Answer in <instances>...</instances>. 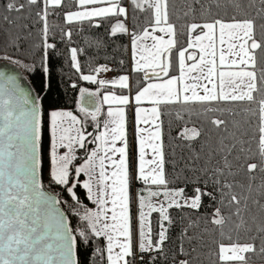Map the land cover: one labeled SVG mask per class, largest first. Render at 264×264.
<instances>
[{
	"label": "snow or ice",
	"instance_id": "1",
	"mask_svg": "<svg viewBox=\"0 0 264 264\" xmlns=\"http://www.w3.org/2000/svg\"><path fill=\"white\" fill-rule=\"evenodd\" d=\"M0 7V20L10 26L0 32V59L33 70L9 50L21 53V41L32 37L30 26L17 22L34 19L41 27L32 49L42 50L47 73L49 50L56 48L49 43V17L61 10L66 24L107 19L110 35H128L132 72L143 73L146 81L131 98L103 95L101 103L109 105L103 131L98 123L96 133L87 131L70 111L47 114L49 182L73 202H63L77 221L73 227L57 207L59 194L41 182V99L0 71V264H80L81 248L94 244L93 255L106 257V264H159L170 251L172 264H264V0H184L180 9L175 0H72L76 10H65V0H6ZM77 54L72 48L71 66L80 72ZM108 71L107 65L93 69L97 75ZM80 78L101 88L132 87L129 75ZM80 93L97 95L83 88ZM133 100L134 175L126 108L111 107ZM245 103L242 112L232 107ZM162 105L180 106L171 142L187 148L186 156L175 147L166 152ZM100 111L97 105L85 115L97 122ZM90 144L95 148L89 150ZM133 179L142 185L135 217ZM77 189L84 190L85 200ZM177 228L178 246L169 249Z\"/></svg>",
	"mask_w": 264,
	"mask_h": 264
},
{
	"label": "trees",
	"instance_id": "2",
	"mask_svg": "<svg viewBox=\"0 0 264 264\" xmlns=\"http://www.w3.org/2000/svg\"><path fill=\"white\" fill-rule=\"evenodd\" d=\"M6 3V0H0V5ZM72 0H65V10L71 9ZM175 4L177 9L183 7L184 0H175ZM58 15H52L49 17V25L51 28L49 34V43H55L56 48L49 50V57L47 60L48 72L45 73L43 68L41 67V56L42 50L32 49V45L40 42V32L39 29L41 25L36 24L34 19L28 20H20L18 24H28L30 26V30L32 32V37L27 40H22V50L21 53H13L9 50V54L17 55L21 59H23L26 63L33 64L32 71H26L24 68L19 67L25 76L28 78L31 83L36 95H38L41 99L43 112L45 113V138L43 140V152H42V177H44L45 168L48 165L47 159V149H48V139H47V114L50 109H72L79 110L78 106V98L80 93V89H86L87 91H93V84L82 80L80 77L83 74H88L93 71V69L98 64L109 65L111 71L115 74H129L130 81L132 84L131 89L137 88L138 86L145 83L142 78L143 73H134L131 68V60L129 57V42L130 37L128 35L117 34L116 36L110 35V22L109 20H94L91 24L88 21H84L83 23L74 22L72 24H66L63 21V14L61 10H57ZM4 14L3 8L0 7V16ZM114 23V19L112 20ZM99 23L100 27H95L94 25ZM9 25L0 20V32L6 31L9 29ZM13 31H21L22 35L26 34V31L21 29H13ZM62 31L67 32L71 31V38L62 35ZM180 43L183 44L185 37L180 36ZM76 48L78 49V63L80 65V72H77L71 66L70 59V49ZM25 50H31L35 54L28 55ZM23 53V54H22ZM3 54V49L0 48V55ZM0 61H5L0 59ZM75 85V87H73ZM164 115L162 119L163 123V133H164V142L166 147V152L170 155L175 147V144L171 142V136L175 135V130L177 125L180 124L179 121L176 120V111L180 106L178 105H162L161 106ZM238 111L243 110V108L247 107V104H238L233 105ZM127 115V130H128V140H129V150H130V158L132 162V171L133 175L135 174V164H136V149H135V139L133 134V118L129 111L126 113ZM187 113H185V119H187ZM230 118V117H229ZM240 118V117H237ZM196 117H193L195 120ZM171 131V135H170ZM211 141L210 143L214 144L217 137L215 133H211ZM204 143V140L197 142L194 144V150L200 151L201 145ZM175 151L177 154H188V149H181L179 147H175ZM205 151L207 149L205 148ZM79 152V151H78ZM81 157L85 155L84 151H81ZM169 172H171V165L168 166ZM238 179L243 181V177H238ZM45 186L51 190L55 195L59 194V199L61 200V204L68 216L71 217V212L69 211L67 204L63 203L67 201L68 203H73L66 192H63L62 189L57 186L50 184L44 180ZM259 183V181H257ZM140 183L133 179L131 190L133 185H137ZM189 192L191 191L189 187ZM78 193L81 196V200H85L84 190L77 189ZM207 202V201H206ZM86 203L91 206L90 202ZM203 211V210H202ZM174 217L178 220L179 216L177 215L176 210H172ZM157 214H153V221L157 219ZM75 217H71V225L73 227L76 226ZM179 229H174L171 233L172 240L168 244L169 249L175 250L178 246L177 234ZM99 247L103 248L104 245L102 242H98ZM97 245L94 244L92 248L85 250L83 247L81 248V254L79 256L80 264H106V257H100L99 255H93V249ZM172 252L168 253V259L159 261V264H172Z\"/></svg>",
	"mask_w": 264,
	"mask_h": 264
},
{
	"label": "rangeland",
	"instance_id": "3",
	"mask_svg": "<svg viewBox=\"0 0 264 264\" xmlns=\"http://www.w3.org/2000/svg\"><path fill=\"white\" fill-rule=\"evenodd\" d=\"M67 10H76V8H71V9H67ZM148 43L150 44L151 41H148ZM71 49H70V52H69L70 59H71ZM129 57H130V60L132 62V50H131V43L130 42H129ZM77 60H78V58H77ZM71 63H72V61H71ZM102 65H105V64H98L96 67H100ZM131 65H132V63H131ZM107 67L109 69H111L109 67V65H107ZM171 74L175 75V74H178V73H176L175 71H173ZM83 75H96L97 76V80H108V81H111L112 79H115L118 76L124 75V74H118V75H116L115 73L112 74V71H108V72H101V73H99L97 75L95 72L92 71L91 73L83 74ZM147 82H158V81H147ZM144 84H142L140 86H143ZM105 86H111V85L108 84V85H105ZM92 88H93V92L97 93V101H98V104L100 105V108H101V111H100V114L98 116V121L97 122L92 121V119H91L90 116H86L85 115L86 112H81L79 110H72V109H50L49 110V113L52 110L70 111V112H72L73 115H75L77 117V119H79L82 122V124L85 126V128L87 129V131L96 133L97 132V127H96V124L97 123L99 124V131H103L104 130L103 129V122H104L105 119H107V111L109 109V105L102 104L101 103L102 98H103V95L106 94V93L111 92V93H115L116 95H121V94L128 95L131 98V97H134V95L136 93V90H137V88H134V89H120L118 87V89H116V90L107 91L106 89H104V87L101 88L98 83L93 84ZM132 103L135 104L134 100H133ZM112 106H119V105L113 104ZM128 107H131V105H128ZM117 146H119V143H117ZM88 148H89V150H91L92 148H95V145L94 144H90V145H88ZM81 151H83V150H79V152H78V155L79 156L81 155V153H80ZM47 152H48V149H47ZM44 180L47 181V182H49L48 165H47V167L45 168V171H44L43 181ZM141 187H142V185H139V184L133 185L132 190H131V195H132V199H133V205H132V215H133V217H135L136 212H137V208H136V204H135L136 193H137L138 189L141 188Z\"/></svg>",
	"mask_w": 264,
	"mask_h": 264
},
{
	"label": "water",
	"instance_id": "4",
	"mask_svg": "<svg viewBox=\"0 0 264 264\" xmlns=\"http://www.w3.org/2000/svg\"><path fill=\"white\" fill-rule=\"evenodd\" d=\"M0 71L5 72L6 75H11V76H15L17 78V82L19 83V85L21 86V88L25 89L26 91L30 92V94L32 96H37L31 83L29 82L28 78L25 76V74L23 73V71L17 67L16 65L10 64L8 63V61H0ZM142 78L144 80V74L142 75ZM145 81V80H144ZM88 92H92V91H88ZM99 105L96 96H88L85 95L83 98L81 97V94L79 95L78 98V106L79 108H83L85 112H92L95 110V107ZM43 167V163L41 165V169ZM41 182L44 186V189L46 191H48L49 193L55 195L51 190H49L43 181V177H42V170H41ZM57 207L60 208L61 211H63L66 215L67 212L65 211V209L63 208L62 204L58 205Z\"/></svg>",
	"mask_w": 264,
	"mask_h": 264
},
{
	"label": "crops",
	"instance_id": "5",
	"mask_svg": "<svg viewBox=\"0 0 264 264\" xmlns=\"http://www.w3.org/2000/svg\"><path fill=\"white\" fill-rule=\"evenodd\" d=\"M132 63V62H131ZM131 68H132V65H131ZM112 74H114L113 72H112ZM116 75H118V74H116ZM124 75H129V74H124ZM149 81H151V80H149ZM146 82V81H145ZM104 89H106L107 91H111V90H116V89H118V87H112V86H105L104 87ZM96 97H97V95H96ZM129 105H131V107H128V105L127 106H111L112 108H113V110H115L116 108H118V107H125L126 108V113H127V111H129L130 112V114L132 115V118H133V124H134V128H133V134H134V139H135V107H136V105L134 104V103H130ZM142 107H150V105H148V104H144V105H141ZM108 118V117H107ZM142 127H143V125H142ZM119 143V142H118ZM119 146H120V144H119ZM135 149H136V144H135ZM115 158V157H114ZM86 179V177H83V179ZM141 185V184H140Z\"/></svg>",
	"mask_w": 264,
	"mask_h": 264
},
{
	"label": "flooded vegetation",
	"instance_id": "6",
	"mask_svg": "<svg viewBox=\"0 0 264 264\" xmlns=\"http://www.w3.org/2000/svg\"><path fill=\"white\" fill-rule=\"evenodd\" d=\"M86 113H88V112H86Z\"/></svg>",
	"mask_w": 264,
	"mask_h": 264
}]
</instances>
